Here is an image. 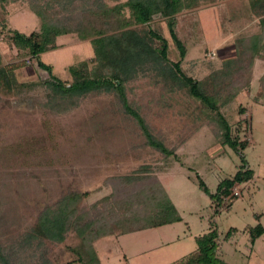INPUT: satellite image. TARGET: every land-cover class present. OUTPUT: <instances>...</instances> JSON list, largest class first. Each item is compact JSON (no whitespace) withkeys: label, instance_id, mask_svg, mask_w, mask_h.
Instances as JSON below:
<instances>
[{"label":"rangeland","instance_id":"obj_1","mask_svg":"<svg viewBox=\"0 0 264 264\" xmlns=\"http://www.w3.org/2000/svg\"><path fill=\"white\" fill-rule=\"evenodd\" d=\"M105 1L112 5L124 0ZM99 3L0 0V65L13 69L17 85L7 89L0 84V264L44 260L78 264L71 251L78 242L73 231L63 242L34 235L39 213L67 192L87 191L83 202L90 206L111 192L104 184L107 177L130 174L142 165L155 171L182 220L99 239L96 246L102 264H178L195 250L196 238L212 230L217 232L218 259L227 264H264V234L252 243L249 233L259 223L264 228V91L259 85L264 52L255 58L241 51V39L260 32V9L251 0H200L175 16L176 35L186 48L181 69L201 81L208 93L223 97L234 92L233 87L224 89L228 81L222 82L218 74L226 67L240 72L231 75L233 80L240 77L239 83L250 76L249 85L220 111L232 135L248 142L244 155L254 176L232 187L233 202L227 197L215 207L199 187L198 177L214 193L222 179L238 170L241 159L214 135L213 113L193 100L186 88L150 68L126 82L130 104L179 159L165 158L145 145L136 121L113 92L64 98L54 94L44 84L49 79L47 71L35 58L20 56L6 38L8 30L39 29L41 20L33 8L44 11L48 20L75 29ZM147 27L167 40L169 60H179L167 20L155 15L149 24L137 26ZM56 44L40 59L52 66L58 78L71 82L67 68L89 60L92 47L74 32L59 36ZM154 46L159 47L160 41L155 39ZM229 59L231 64L226 63Z\"/></svg>","mask_w":264,"mask_h":264},{"label":"trees","instance_id":"obj_2","mask_svg":"<svg viewBox=\"0 0 264 264\" xmlns=\"http://www.w3.org/2000/svg\"><path fill=\"white\" fill-rule=\"evenodd\" d=\"M200 0H124L109 5L100 0L97 7L89 9L83 23L75 29L61 24L54 19L48 20L44 11L34 9L40 18L39 29L23 33L17 29L8 30L6 38L19 51L20 56L35 58L37 65L47 71L49 79L44 84L54 94L64 97H82L90 92H113L120 101L123 110L131 115L139 126L145 138V145L158 150L165 158L175 154L174 148L167 147L163 141L156 138L144 118L129 102L126 94V82L135 78L138 73L150 68L155 70L165 80H170L179 88H186L189 96L202 104L204 109L214 116L210 120L217 129L214 135L240 155L241 164L230 178L222 179L214 193H211L205 182L198 177L199 187L209 195L211 202L218 207L224 199L230 197L235 184L251 180L254 170L248 166L244 149L248 142L232 135L229 122L221 113L220 108L231 100L243 87L250 83V76L239 83V78L231 79V75L240 74L226 67L219 74L223 81H228L224 89L233 87L234 92L228 96L210 94L203 83L187 76L181 69V61L186 54V48L177 37L174 26L175 16L179 12L197 5ZM253 7L260 9V32L241 39L242 54L261 58L264 52V0H251ZM155 15L167 20L169 34L179 52V60L168 58L167 40L159 33L147 27L137 26L149 24ZM82 16L80 15V18ZM5 27V26H2ZM0 32H2L0 30ZM76 33L79 39L86 40L92 47V57L69 66L67 71L72 76L71 82L61 80L52 73V66L40 59V54L57 48L59 36ZM160 41V46H154V40ZM240 56V55H239ZM237 58H234L236 61ZM229 59L226 63L231 64ZM1 63V59H0ZM251 64H248L250 69ZM250 71V70H249ZM248 71V72H249ZM221 82V81H220ZM0 84L12 89L16 84L14 72L0 65ZM27 85V83H22ZM219 84V83H217ZM259 85L264 91V74L259 77ZM17 85H15L16 87ZM222 86V84H221ZM220 91V90H219ZM111 187V192L86 205L83 200L87 191L67 192L53 207L47 206L38 217L36 236L48 238L54 242H63L69 231H73L78 242L71 248L77 255L78 264H102L96 243L99 239L119 236L135 231L160 227L182 220L175 205L165 190V187L155 171L142 165L130 174L109 176L104 181ZM230 202V204L232 203ZM232 229L227 232L229 236ZM251 242L264 234V228L259 223L249 230ZM217 232L212 230L196 238V248L178 264H227L216 257L218 242ZM39 264H58L44 260ZM62 264H74L65 261Z\"/></svg>","mask_w":264,"mask_h":264}]
</instances>
